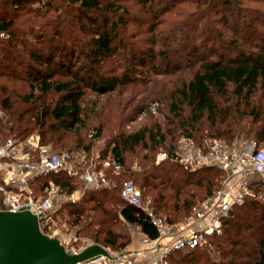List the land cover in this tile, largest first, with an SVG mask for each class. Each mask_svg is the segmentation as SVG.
I'll return each mask as SVG.
<instances>
[{"label": "trees", "instance_id": "trees-1", "mask_svg": "<svg viewBox=\"0 0 264 264\" xmlns=\"http://www.w3.org/2000/svg\"><path fill=\"white\" fill-rule=\"evenodd\" d=\"M254 1L264 3L262 0ZM54 2L0 0V32L5 33L0 37V65L3 63L9 69L21 66L30 79L29 92L21 97L27 105L20 108L24 110H15L18 108H14L8 93L4 92L6 97L0 101V108L7 117L0 120L1 138L23 139L38 126L42 130V143H53V150H58L55 146L60 144L68 150L84 149L91 155L92 141L101 136V127L89 135L87 143L81 138L75 147L72 144L66 147L62 139L63 133H79L86 126L84 116L88 112H84L81 105L86 91L102 96L150 76L180 71L181 64L175 59L178 53H183L187 67L198 63L192 76L175 89L172 96L170 110L181 120L176 125L178 128L173 126L163 130L157 126L153 132L144 127L131 133H120L106 147L108 153L100 150L97 154L99 159L109 157L122 164V173L111 175L115 181L113 186L87 188L79 201L63 204L56 212L57 219L62 210L67 212L77 230H88L102 245L118 247L116 239L119 235L105 228L116 215L129 224L137 225L150 238H155L157 230L144 211L126 203L121 197V185L130 179L122 177L126 174L134 176L135 173L128 169L124 154L139 144L144 145L146 138L151 140L156 152L170 150L182 134L198 145H203L204 140L210 137L231 143L235 131L240 130L241 122L242 129L260 131L257 134L259 138L254 137L255 142L264 139V29L261 28L264 26V13H248L241 0H58L56 5ZM36 3L42 5L33 7ZM137 5L142 14L133 13L132 7ZM187 6L192 9H187ZM242 12L251 19H244L239 29L237 16ZM24 16H29V19L24 20ZM230 20L234 28L231 27L233 32L228 37L217 25L230 30ZM131 24L137 29L128 34ZM164 24V29L159 28ZM211 40L220 41V47L209 46ZM14 75L13 72L0 71L1 78L11 80ZM52 93L59 97L55 102H46ZM183 102L190 109L186 116L183 115ZM229 109L251 110L238 113V126L235 127L232 124L235 114L232 115ZM256 109H263L262 113ZM250 116V121H243ZM47 118L54 123L44 129ZM203 120L208 122L210 131L197 128ZM222 175L223 171L216 167L189 170L176 162L164 160L157 165H144L141 174L136 172L135 179L142 188H158L157 180H162V188L170 184L169 187L178 193L188 190L191 185L205 184L203 197L193 202L184 201L188 213L196 201L210 196L219 187L218 178ZM49 180L67 192L81 182L78 177L64 173L39 176L35 178L38 194H43ZM259 202L257 198H250L235 206L223 222L222 234L214 238L221 239L227 230L233 228L234 233H239L240 226L231 224L229 220L238 219L241 212L255 214ZM84 204H89V207H84ZM118 204L121 207L116 210ZM246 207H250L252 212ZM84 216L89 218L85 225ZM80 225L83 226L80 228ZM258 230L256 256L254 252L250 254L253 257L250 261L239 262L233 258L228 264H264V208L260 211ZM225 237L228 238L227 235ZM244 241L233 240L227 251L243 247ZM205 250L206 247H196L173 251L168 256L169 264L173 261L183 264L182 260L188 261L189 256L192 263Z\"/></svg>", "mask_w": 264, "mask_h": 264}, {"label": "built area", "instance_id": "built-area-1", "mask_svg": "<svg viewBox=\"0 0 264 264\" xmlns=\"http://www.w3.org/2000/svg\"><path fill=\"white\" fill-rule=\"evenodd\" d=\"M4 35L0 32V37ZM4 115L0 108V120ZM164 160L189 170L216 167L224 172V178L210 196L192 206L186 219L175 223L145 205L142 190L132 179L123 181L122 199L144 211L156 228L157 236L150 238L142 233L137 249L111 251L105 248L106 255L99 254L77 264H169L168 256L173 251L210 245L211 239L222 234L223 222L235 206L250 198L264 201L259 187L264 185V146L257 147L255 141L228 146L220 138L211 137L198 145L192 138L182 135L172 149L159 153L158 162ZM122 171L119 162L109 157L99 159L98 155L91 156L84 149L52 150L42 143L38 132L23 139L0 136V195L3 198L0 210L28 208L36 215L43 234L57 239L69 254H77L94 243H87L75 232H65L57 224L58 206L63 201L76 202L85 188L110 187L113 184L111 175H119ZM61 173L78 177L83 188L67 192L49 180L43 194L37 193L36 177ZM252 175H258V179L254 180ZM146 252L148 257L142 260Z\"/></svg>", "mask_w": 264, "mask_h": 264}, {"label": "rangeland", "instance_id": "rangeland-1", "mask_svg": "<svg viewBox=\"0 0 264 264\" xmlns=\"http://www.w3.org/2000/svg\"><path fill=\"white\" fill-rule=\"evenodd\" d=\"M58 0H55L54 5H56ZM264 1V0H262ZM244 7H246L248 10V13L256 14L257 13H264V3L263 2H257L252 0H241ZM38 5H42V3L39 4H33V7H36ZM128 5L132 6L131 3H128ZM7 9H10L7 7ZM187 9H192V7H188ZM133 13L142 14L140 12L139 6H133L132 7ZM11 11V10H9ZM261 11V12H260ZM55 13V12H52ZM262 13V15H263ZM245 14L247 15V12L245 11ZM140 16V15H137ZM213 17V16H211ZM238 22L237 26L240 29L242 21L244 19L250 20L251 18L244 16L243 12L239 16H237ZM29 19V16L23 17V19ZM22 19V18H21ZM24 19V20H25ZM177 20V19H176ZM232 20H230V28H234V25L231 23ZM19 22H21L19 20ZM214 28L219 27V29L223 30V32L228 36L231 37L233 29L231 28L226 29L225 27L221 26V24L215 26V24H212V27ZM137 26L134 24H131L127 30L128 34L131 33ZM166 25L160 26L159 28L164 29ZM158 28V29H159ZM261 28L264 29V26H261ZM218 29V28H217ZM143 37H147V35H144ZM135 42V40H133ZM200 40H198L199 42ZM197 42V43H198ZM215 46L220 47L221 43L220 41H214L211 40L209 42V46ZM180 57V59H179ZM176 61L181 64V70L173 72L171 74L166 75H154L148 77L146 80H139L138 82H135L134 84L125 85L122 87L117 88L114 92L110 94H105L102 96H98L91 91H86L84 97L82 98L81 105L83 107V111H87L88 114H85V123L86 126L81 130L79 133L71 132V133H63L62 139H64V143L67 144L66 147L72 144V147H75V143L80 140L81 138L84 140V143H87L89 141V135L94 130H96L97 127H101L102 134L101 136L92 141V149L91 151L93 154L91 156L97 155L100 150L106 151L108 153L109 149L107 150L106 147H109L110 141L117 137L120 133H131L137 129L141 128H148L155 131L157 126H160L163 130L169 129V127H173L178 125L181 120L178 119L174 115V113L170 110V105L172 103V96L174 93V90L178 87L182 86L183 83L187 82L188 79L192 76L193 70L197 67L196 62L191 66L188 65L187 67L185 62V57L182 54L178 53V58ZM108 67V65H106ZM5 71L6 73H15L14 76L11 77V80H8L6 78L0 77V101L6 97V94L4 92H7L9 96V102L14 106V108H18L15 110H24L20 108H25L27 105L22 102L21 97L25 96L26 93L29 92V82L30 79L27 77L26 73H24V68L21 66H18L16 69L13 67L9 69L8 67L0 65V71ZM4 94V95H3ZM36 94H38L36 92ZM256 95H259V92L256 93ZM59 97L58 94H50L46 98V102L53 101L55 102L57 98ZM179 101H181L179 99ZM183 115H188V112L190 111L189 107L183 102ZM35 111H39L38 109H34ZM231 114H235V118L233 120V125L237 127V115L239 112L246 111L249 112L251 109H229ZM259 111V113H262L263 109H256ZM5 114V113H4ZM184 116V118H185ZM6 114L4 115L3 120L6 119ZM245 118V117H244ZM185 120V119H184ZM251 120L250 117H246L243 119L246 123ZM46 127L44 129H47V126L51 123H54L51 118H47L45 120ZM227 123L223 126L225 127ZM241 125V126H240ZM242 122L239 124L237 132L235 131L234 137L231 143H226L224 140H222L225 144L228 146L233 145H242L245 143H251L254 140V137L259 136L257 134L260 133V131H254V129L250 130L249 128L242 129ZM255 127H258L257 125ZM178 128V126L176 127ZM197 128L200 131H210L208 122L203 120L199 123ZM214 130V129H213ZM32 132H38L41 136L42 130L35 126L33 129H31L28 134ZM179 132V130H178ZM183 135V134H182ZM180 135L177 139L182 136ZM211 138V137H210ZM214 138V137H212ZM67 141V142H66ZM69 143V144H68ZM257 143V142H256ZM48 145L53 150L54 144L48 143ZM60 145V144H59ZM55 146L56 149L60 150L63 148L62 146ZM264 146V139L260 140L259 143H257V147H263ZM60 148V149H59ZM65 149V148H63ZM166 149H161L158 152H156V149L153 147V144L150 139L146 138L145 144H139L138 146L134 147L133 149L127 151L124 154L126 165L128 169H130L134 173V176L130 174H126L124 177L135 179V174L138 172V174H141L142 169L144 168V165L150 166V165H157L160 162H158V155L162 151ZM105 153V154H106ZM147 157V158H146ZM163 162V161H162ZM254 180L258 179V175H252L251 176ZM217 178V177H216ZM224 178V172L222 177L218 178V180L221 182ZM80 181V180H79ZM158 188H151V187H144L141 190L143 193V199L145 205L149 206L150 208L154 209L161 217L167 219L171 223L180 222L186 219L190 215V211L187 213V209H185L183 203L187 199L189 202H193L197 200L198 198H201L205 194V184L202 183V185H191L188 187V190L185 189V191L182 190L181 193H178L175 191L174 188H170L169 186H165L166 188H162V180H157ZM115 181L112 180V183ZM216 181H214L215 183ZM136 184L140 185L138 181H136ZM113 186V184H112ZM220 186V185H219ZM264 185L260 184V192L264 193ZM76 188H83L82 183L80 182L79 185L75 187ZM87 188L83 191V193H80L78 195L79 201L84 192L87 191ZM66 191V190H65ZM187 191V192H186ZM192 193V194H190ZM179 194V195H178ZM190 194V195H188ZM202 199L196 201L193 205H196L198 202H200ZM3 201V198H2ZM0 202V209L3 208V203ZM246 201V200H245ZM244 201V202H245ZM258 203V211L255 214H243V212L240 213V217L238 219H231V224L236 223L238 226H240V232L234 233V229L227 230L225 232V235L221 239L219 238H213L210 240V245L206 247L205 253L198 254L196 258L193 259V262L191 263L188 257V261L182 260L183 264H228L233 258L237 261L245 262L246 260L250 261L253 259L252 255L255 251H257V247L255 244V240H257L260 236V232H258V227L260 224V211L261 208H264V201L259 200ZM243 202V203H244ZM69 202H61L58 206V209L60 210L61 206L63 204H67ZM89 204H84V207H87ZM192 205V206H193ZM241 205V204H240ZM89 207V206H88ZM121 207L120 204L116 205L115 209L119 210ZM245 210V209H244ZM246 210L249 212H252L251 208L246 207ZM244 216V217H243ZM71 217V218H70ZM85 217V216H84ZM72 216L68 215L67 212L64 210L59 213L57 224L62 226L63 230L68 233L75 232L77 235L81 237L84 241L87 243H98L94 237H92L90 232L88 230H77V226L72 225ZM87 219V220H85ZM83 220L84 225L86 224V221H89V218L85 217ZM233 222V223H232ZM108 229H111L115 231L119 236L117 237V246L118 247H111L102 245L104 248L109 249L111 251H123V250H133L137 249L141 245V236L142 232L140 228L137 225L129 224L125 222L121 216L117 215L115 216V220L111 222H107ZM83 225H80V228ZM242 226V227H241ZM95 229L96 226H94ZM229 229V228H228ZM228 236L227 239H225V236ZM225 237V238H224ZM239 237V238H238ZM245 239L243 247H238L233 249L232 251H227L230 249V244L233 240H241ZM124 243V246L119 247L120 244ZM206 254V255H204ZM252 254V255H250ZM254 257L256 256V252L254 253ZM250 256L251 258L249 259ZM176 261H173L171 264H177Z\"/></svg>", "mask_w": 264, "mask_h": 264}, {"label": "water", "instance_id": "water-1", "mask_svg": "<svg viewBox=\"0 0 264 264\" xmlns=\"http://www.w3.org/2000/svg\"><path fill=\"white\" fill-rule=\"evenodd\" d=\"M99 254L107 251L97 243L69 254L57 239L40 231L28 208L0 210V264H77Z\"/></svg>", "mask_w": 264, "mask_h": 264}, {"label": "crops", "instance_id": "crops-1", "mask_svg": "<svg viewBox=\"0 0 264 264\" xmlns=\"http://www.w3.org/2000/svg\"><path fill=\"white\" fill-rule=\"evenodd\" d=\"M148 257V252L145 253L144 257L142 258V260H145Z\"/></svg>", "mask_w": 264, "mask_h": 264}]
</instances>
